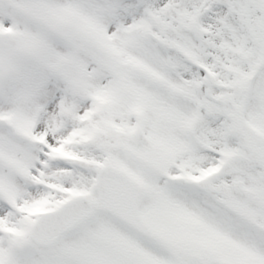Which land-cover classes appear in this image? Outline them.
<instances>
[{"label":"snow or ice","instance_id":"snow-or-ice-1","mask_svg":"<svg viewBox=\"0 0 264 264\" xmlns=\"http://www.w3.org/2000/svg\"><path fill=\"white\" fill-rule=\"evenodd\" d=\"M0 264H264V0H0Z\"/></svg>","mask_w":264,"mask_h":264}]
</instances>
